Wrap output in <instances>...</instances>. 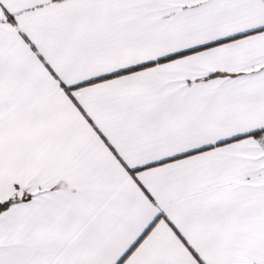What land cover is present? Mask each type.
I'll use <instances>...</instances> for the list:
<instances>
[{"label":"snow or ice","instance_id":"6c2138e0","mask_svg":"<svg viewBox=\"0 0 264 264\" xmlns=\"http://www.w3.org/2000/svg\"><path fill=\"white\" fill-rule=\"evenodd\" d=\"M0 264H264V0H0Z\"/></svg>","mask_w":264,"mask_h":264}]
</instances>
